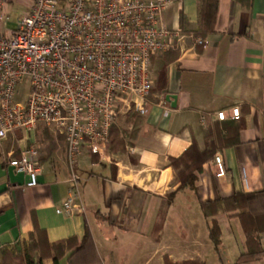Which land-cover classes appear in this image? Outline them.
Masks as SVG:
<instances>
[{
  "label": "crops",
  "instance_id": "crops-1",
  "mask_svg": "<svg viewBox=\"0 0 264 264\" xmlns=\"http://www.w3.org/2000/svg\"><path fill=\"white\" fill-rule=\"evenodd\" d=\"M200 1L167 0L163 19L172 44L150 58L147 111L120 109L104 153L79 155L80 211H55L68 190L65 143L39 154L38 184L27 187L25 176L3 160L7 151L18 155L22 143L3 142L0 264H24L37 230L50 245L75 239L57 264H264V255L239 260L247 247L236 212L205 217L201 210L204 201L258 192L251 209L264 218V0H218L212 30L202 35ZM7 24L0 23L2 34L16 26ZM168 94L175 99L166 100ZM232 107L239 108L237 118L216 119L217 111L229 115ZM39 129L47 128L39 125L35 134ZM191 146L208 156L194 170L193 185L180 186L170 161L192 155ZM215 154L223 158V177L213 173ZM211 219L220 227L216 248L208 235ZM86 229L91 252L79 249ZM258 238L264 250V230ZM52 255H43L42 264H55Z\"/></svg>",
  "mask_w": 264,
  "mask_h": 264
},
{
  "label": "built area",
  "instance_id": "built-area-1",
  "mask_svg": "<svg viewBox=\"0 0 264 264\" xmlns=\"http://www.w3.org/2000/svg\"><path fill=\"white\" fill-rule=\"evenodd\" d=\"M6 3L0 0V23ZM166 5L167 0H32L16 26L0 34V147L12 137L22 143L18 155L7 151L3 160L25 176L24 186H36L41 164L35 131L40 125L61 135L69 175L57 213L81 210L78 157L84 150L104 153L121 102L146 113L150 58L172 44L163 19ZM24 81L28 91L21 97L17 90ZM238 116V107L229 115L215 113L218 120ZM212 167L216 177L225 175L220 154Z\"/></svg>",
  "mask_w": 264,
  "mask_h": 264
},
{
  "label": "trees",
  "instance_id": "trees-1",
  "mask_svg": "<svg viewBox=\"0 0 264 264\" xmlns=\"http://www.w3.org/2000/svg\"><path fill=\"white\" fill-rule=\"evenodd\" d=\"M240 3L247 5L249 0H239ZM218 6V0H202L199 3V22H200V34L207 33L212 30L213 22L215 19L216 11ZM181 25L184 23V18H180ZM63 139V138H62ZM194 149V146H191ZM49 149V153H50ZM52 151V150H51ZM207 153H199L194 149L192 155L189 157L171 159V165L177 170V176L180 181V186H192L196 178L194 170H200L201 162L206 158ZM260 193H240L236 192L230 196L222 197L216 200L204 201L201 203V210L205 217H213L216 213L220 212H236L235 215L239 217L242 224L245 244L247 250L239 256V260H253L264 255V250H262L260 241L258 238L259 232L264 230V224L261 220L262 215L256 214L251 209V203L258 198ZM36 235V236H35ZM31 236V242L27 252L23 256L24 264H42L41 258L45 254H49L52 251L53 261L57 264V260L62 256L65 250L71 247L70 243L75 241L74 238L70 239L66 243L59 242L50 245L47 242L45 233L42 230H37L36 234ZM209 239L212 241L214 247L216 248L220 243V227L216 219H211L210 225L208 227ZM80 250L92 251L94 249L92 238L88 229H86L83 236ZM37 252L39 254L38 260L35 261L32 252ZM91 264V263H89ZM170 264V263H167ZM181 264H201L198 262H188Z\"/></svg>",
  "mask_w": 264,
  "mask_h": 264
},
{
  "label": "rangeland",
  "instance_id": "rangeland-1",
  "mask_svg": "<svg viewBox=\"0 0 264 264\" xmlns=\"http://www.w3.org/2000/svg\"><path fill=\"white\" fill-rule=\"evenodd\" d=\"M27 1L28 0H8L7 4H6V9H5V17L7 16L8 19L5 20L4 17V21L6 23L9 24H15L18 22V20L22 17L24 11L26 10V6H27ZM3 21V22H4ZM14 25V26H15ZM2 34V32H0ZM7 33H5L6 35ZM28 82H23L18 86V94H20L21 97H24V95L27 93L28 91ZM121 109L124 106V103L121 102L120 104ZM126 108V107H125ZM124 109V108H123ZM131 111L133 114H137L136 111L134 110H128ZM113 128V125H112ZM111 128V131H112ZM35 137L37 138L39 144H40V152L42 151H48L49 149L51 150H56L61 143H65L64 139H62L63 137L61 135H59L58 133L47 129H39L36 134ZM73 243H70V245Z\"/></svg>",
  "mask_w": 264,
  "mask_h": 264
},
{
  "label": "water",
  "instance_id": "water-1",
  "mask_svg": "<svg viewBox=\"0 0 264 264\" xmlns=\"http://www.w3.org/2000/svg\"><path fill=\"white\" fill-rule=\"evenodd\" d=\"M165 98H166V100L170 101L171 99L174 100L175 99V96L174 95H171V94H168V95H166ZM171 104L173 105L174 103H171Z\"/></svg>",
  "mask_w": 264,
  "mask_h": 264
}]
</instances>
